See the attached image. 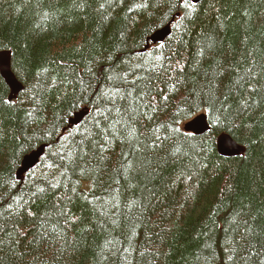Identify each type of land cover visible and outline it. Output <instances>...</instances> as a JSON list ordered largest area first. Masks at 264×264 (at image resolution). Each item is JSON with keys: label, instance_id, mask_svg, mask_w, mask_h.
<instances>
[{"label": "trees", "instance_id": "1", "mask_svg": "<svg viewBox=\"0 0 264 264\" xmlns=\"http://www.w3.org/2000/svg\"><path fill=\"white\" fill-rule=\"evenodd\" d=\"M0 52V264H264V0H0Z\"/></svg>", "mask_w": 264, "mask_h": 264}, {"label": "water", "instance_id": "2", "mask_svg": "<svg viewBox=\"0 0 264 264\" xmlns=\"http://www.w3.org/2000/svg\"><path fill=\"white\" fill-rule=\"evenodd\" d=\"M200 0H192L193 3H198ZM170 24L164 28L153 33L148 42H151L153 45L165 41L167 36L170 34ZM0 76L8 86L10 90L9 101L12 102L18 94L23 89V86L15 79L14 75L10 70V53L0 52ZM87 112L82 111L76 113L72 118L69 119L70 125H78L82 119L86 116ZM184 131L192 133L196 136H203L209 131V126L207 122V117L204 114H201L194 118L192 121L184 125ZM216 150L219 156L223 158H238L244 152L245 149L236 144L228 135L222 134L218 136L216 140ZM45 151V146H41L36 150L32 151L30 154L23 157L20 167L17 170L16 177L18 180H21L22 177L32 170L40 161L43 153Z\"/></svg>", "mask_w": 264, "mask_h": 264}, {"label": "bare ground", "instance_id": "3", "mask_svg": "<svg viewBox=\"0 0 264 264\" xmlns=\"http://www.w3.org/2000/svg\"><path fill=\"white\" fill-rule=\"evenodd\" d=\"M200 1H201V0H200ZM200 1H199V2H200ZM191 2H192V0H191ZM199 2H198V3H199ZM192 3H193V2H192ZM194 4H197V3H194ZM167 25H168V24H167ZM167 25H166V26H167ZM170 33H171V31H170ZM169 36H170V34L167 36V38H168ZM167 38H166V39H167ZM166 39H165V40H166ZM82 110H83V109H82ZM86 110H87V109H86ZM80 112H81V111H80ZM80 112H77V113H80ZM67 127H68V126H67ZM70 128H71V127H70ZM243 155H244V153H243L241 156H243Z\"/></svg>", "mask_w": 264, "mask_h": 264}, {"label": "rangeland", "instance_id": "4", "mask_svg": "<svg viewBox=\"0 0 264 264\" xmlns=\"http://www.w3.org/2000/svg\"><path fill=\"white\" fill-rule=\"evenodd\" d=\"M23 88H24V87H23ZM20 93H21V92H20ZM18 95H19V94H18ZM18 95L16 96V98L18 97ZM16 98H15V99H16ZM15 99H14V100H15ZM68 126H69V125H68ZM217 138H218V137H217ZM217 138H216V140H217ZM33 169H34V168H33Z\"/></svg>", "mask_w": 264, "mask_h": 264}]
</instances>
